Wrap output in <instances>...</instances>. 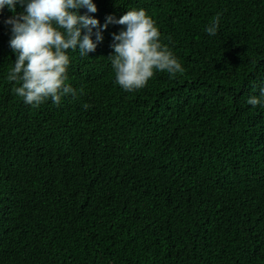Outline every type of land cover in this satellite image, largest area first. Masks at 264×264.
Masks as SVG:
<instances>
[{
	"label": "trees",
	"instance_id": "trees-1",
	"mask_svg": "<svg viewBox=\"0 0 264 264\" xmlns=\"http://www.w3.org/2000/svg\"><path fill=\"white\" fill-rule=\"evenodd\" d=\"M93 2L100 24L143 8L184 71L121 90L110 24L88 57L68 52L76 97L33 108L5 80L0 12V264H264V107L246 103L264 0Z\"/></svg>",
	"mask_w": 264,
	"mask_h": 264
},
{
	"label": "clouds",
	"instance_id": "clouds-1",
	"mask_svg": "<svg viewBox=\"0 0 264 264\" xmlns=\"http://www.w3.org/2000/svg\"><path fill=\"white\" fill-rule=\"evenodd\" d=\"M17 5L22 8L18 14ZM5 8L13 12L3 23L9 26L8 46L15 56L5 80L14 83L15 95L33 108L48 100L59 105L67 95L76 97L77 90L67 83L68 52L88 57L103 41L102 32L110 24L122 26L111 34L112 53L107 57L114 83L121 90L131 93L146 87L155 72H167L174 78L184 71L143 8L127 10L118 19L108 15L103 24L89 15L97 12L93 0H0V12ZM81 9L86 13L80 14ZM220 18L217 13L205 26L208 36L217 35ZM246 103L264 107V86Z\"/></svg>",
	"mask_w": 264,
	"mask_h": 264
}]
</instances>
